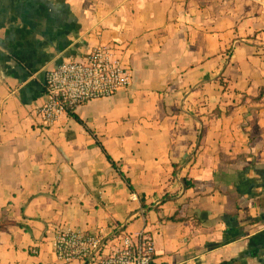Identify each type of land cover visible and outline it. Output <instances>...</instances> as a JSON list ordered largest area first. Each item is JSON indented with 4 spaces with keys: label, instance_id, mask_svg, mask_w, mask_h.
I'll list each match as a JSON object with an SVG mask.
<instances>
[{
    "label": "crops",
    "instance_id": "obj_1",
    "mask_svg": "<svg viewBox=\"0 0 264 264\" xmlns=\"http://www.w3.org/2000/svg\"><path fill=\"white\" fill-rule=\"evenodd\" d=\"M101 45L130 89L42 126L46 72ZM57 228L264 264V0H0V264H59Z\"/></svg>",
    "mask_w": 264,
    "mask_h": 264
},
{
    "label": "built area",
    "instance_id": "obj_2",
    "mask_svg": "<svg viewBox=\"0 0 264 264\" xmlns=\"http://www.w3.org/2000/svg\"><path fill=\"white\" fill-rule=\"evenodd\" d=\"M132 85L130 69L117 49L110 45L96 46L80 59L61 62L45 74L43 102L34 109L45 128H52L77 107L107 99ZM119 246L101 257L104 247L100 233L84 235L69 228L53 231L52 248L59 264H152L154 240L145 230L134 234L120 232Z\"/></svg>",
    "mask_w": 264,
    "mask_h": 264
}]
</instances>
